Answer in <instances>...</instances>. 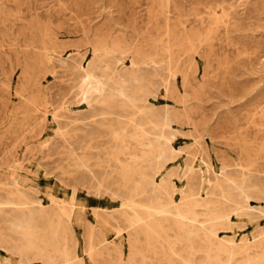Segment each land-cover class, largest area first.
<instances>
[{"label": "rangeland", "instance_id": "1", "mask_svg": "<svg viewBox=\"0 0 264 264\" xmlns=\"http://www.w3.org/2000/svg\"><path fill=\"white\" fill-rule=\"evenodd\" d=\"M0 201V264H264V0H0Z\"/></svg>", "mask_w": 264, "mask_h": 264}, {"label": "bare ground", "instance_id": "2", "mask_svg": "<svg viewBox=\"0 0 264 264\" xmlns=\"http://www.w3.org/2000/svg\"><path fill=\"white\" fill-rule=\"evenodd\" d=\"M165 17V16H164ZM167 17V16H166ZM164 19V18H163ZM168 20H170V19H168ZM198 21V20H197ZM170 22V21H169ZM169 22H167V23H169ZM216 27V26H215ZM168 29V28H167ZM168 31V30H167ZM169 47V46H168ZM169 54V53H168ZM119 57V56H118ZM171 70V69H170ZM169 70V71H170ZM161 72V71H160ZM156 73V72H155ZM87 76V75H86ZM88 77V76H87ZM90 77V76H89ZM96 80V79H95ZM84 81H86L85 83H87L88 84V80L86 79V80H84ZM92 83V82H91ZM91 83H90V85H91ZM96 83H98V87L99 88H104V89H106V87H107V83L106 82H104V81H102V80H99V79H97V82ZM83 85H85V84H82V86ZM87 86V85H86ZM132 88V87H131ZM83 89V88H82ZM87 89V88H86ZM104 89H103V91H104ZM89 91V90H88ZM107 91V90H106ZM101 93H103V92H101ZM123 94V93H122ZM95 95V94H94ZM94 95H92V96H94ZM91 96V97H92ZM120 96H123V95H120ZM97 97V96H96ZM125 97V96H124ZM118 100V99H117ZM128 100V99H127ZM121 101V100H120ZM90 102V101H89ZM92 102V101H91ZM129 102V101H128ZM106 103V102H105ZM130 103V102H129ZM113 105V104H112ZM129 105V104H128ZM109 106V105H108ZM132 106V105H131ZM113 109H114V107H113ZM166 115H167V113H166ZM168 118V117H167ZM166 118V119H167ZM166 121V120H165ZM168 122V121H167ZM134 170V169H133ZM242 170V169H241ZM134 173V172H133ZM244 173V172H243ZM248 173V172H247ZM245 175V174H244ZM131 176H133L132 174H131ZM242 177V176H241ZM250 179V178H249ZM195 180V179H194ZM30 181V180H29ZM231 182V181H230ZM13 183H15V184H17L19 187H22V185L23 184H25V185H41V187L43 188V190L46 192V193H50L52 190H53V186H54V184L51 186V187H49V186H47V185H42V184H40V183H38V182H36L35 184L34 183H31V184H28L27 182H26V179L24 178V177H22L21 176V174L20 173H18L15 177H14V180H13ZM124 183V182H123ZM122 183V184H123ZM196 183V182H195ZM141 184V183H140ZM233 184V183H232ZM133 185V184H132ZM139 185V184H138ZM144 185V184H143ZM136 188H134V190H135ZM221 189V188H220ZM235 189H237V188H235ZM256 189V188H255ZM254 190V189H253ZM16 191V190H15ZM252 191V190H251ZM12 192V191H11ZM131 192V191H130ZM140 192H142L141 190H140ZM149 192H150V190H149ZM148 191H147V193H149ZM152 192V191H151ZM237 192V191H236ZM235 192V193H236ZM20 193V192H19ZM18 192H17V194H19ZM144 193V192H143ZM12 194V193H11ZM141 194V193H140ZM240 194V193H239ZM251 194H252V192H251ZM20 195V194H19ZM22 195V194H21ZM152 195H154V194H152ZM149 196V198H147V200L148 201H153V199H154V197L153 196ZM245 195V194H244ZM8 196V195H7ZM30 196V195H29ZM246 196V195H245ZM147 197V196H146ZM12 198V197H11ZM144 198V197H143ZM241 198V197H240ZM242 198H244V197H242ZM246 198V200H247V196L245 197ZM42 199H44V200H46V199H50V200H54V201H59L60 203H62L64 206H63V208L67 211V214H68V216H69V218H70V220H69V224H70V226H72V222H73V220H75L76 218H77V216H76V214H77V212H78V210H73V209H71L70 207H69V205L67 204V203H65V201L64 200H60V199H57L56 197H54V196H52V195H46V196H44V198L42 197ZM210 199V198H209ZM3 200V199H2ZM6 200V199H5ZM10 200V199H9ZM230 200H231V198H230ZM32 201V200H31ZM173 201V200H172ZM1 202V201H0ZM3 202V201H2ZM7 203H8V201H6ZM12 202H14V201H12ZM226 202V201H225ZM249 202V201H248ZM5 203V202H4ZM9 203H11L10 201H9ZM38 203V202H37ZM36 203V204H37ZM149 203V202H148ZM165 203V202H164ZM238 203V202H237ZM150 204V203H149ZM230 204V203H229ZM239 204V203H238ZM37 205H39V204H37ZM233 205V204H232ZM5 205H3V207H4ZM9 206V205H8ZM34 206V205H33ZM151 206H152V203H151ZM150 206V207H151ZM2 207V208H3ZM14 207V206H13ZM13 207H12V209H13ZM35 207V206H34ZM37 207H39V206H37ZM42 207V206H41ZM40 207V208H41ZM229 207V206H228ZM232 207V206H231ZM230 207V208H231ZM240 208V207H239ZM4 209V208H3ZM14 209H16V208H14ZM131 209V208H130ZM229 209V208H228ZM51 210V209H50ZM13 211V210H12ZM17 211V210H16ZM15 211V212H16ZM26 211V210H25ZM24 211V212H25ZM129 211V210H128ZM157 211V210H156ZM29 212V211H28ZM33 212V211H32ZM37 212H38V210H37ZM49 212V211H48ZM131 212V211H130ZM133 212V211H132ZM157 212H161V211H157ZM163 212H168V211H163ZM173 212V211H172ZM13 213V212H12ZM43 213H45V211L43 212ZM53 213V212H52ZM162 213V212H161ZM211 213V212H210ZM238 213H239V211H238ZM15 214V213H14ZM17 214V213H16ZM131 214V213H130ZM209 214V213H208ZM242 214V213H241ZM37 215V214H36ZM35 215V216H36ZM45 215V214H44ZM53 215V214H52ZM136 215V214H135ZM164 215V214H163ZM167 215V214H166ZM168 216V215H167ZM42 217H43V215H42ZM121 217V216H120ZM159 217V226L162 228V230H165V226H169V227H173L174 228V231L177 229V231H179V228L180 229H182V224L179 222V221H177V222H175V224L173 223V220H171V219H168V218H165V217H161V215H159L158 216ZM173 217V216H172ZM51 218V217H50ZM21 219V218H20ZM124 219V218H123ZM122 219V220H123ZM210 219V218H209ZM214 219V218H213ZM44 220H45V218H44ZM40 221V220H39ZM38 221V222H39ZM46 221V220H45ZM25 222V221H24ZM37 222V223H38ZM47 222V221H46ZM26 223V222H25ZM146 223V222H145ZM29 223H27V225H28ZM48 224V223H47ZM142 225H143V223H142ZM35 226V225H34ZM42 226V225H41ZM18 227V226H17ZM40 227V226H39ZM46 227V226H45ZM146 227V226H145ZM126 228V227H125ZM148 228V227H147ZM72 229V228H71ZM131 229H132V227H131ZM131 229L129 230V231H131ZM19 230V229H18ZM24 230V229H23ZM133 230V229H132ZM182 230H184V229H182ZM29 231H31V230H29ZM152 231H154V230H152ZM157 231V230H156ZM32 232V231H31ZM126 232H128V231H126ZM155 232V231H154ZM134 233V232H133ZM126 234H128V233H126ZM136 234V233H135ZM164 234V233H163ZM174 234V233H173ZM158 235V234H157ZM189 235V234H188ZM136 236V235H135ZM143 236V235H142ZM145 236V235H144ZM138 238V237H137ZM145 238V237H144ZM143 238V239H144ZM160 238V237H159ZM164 238V237H163ZM180 238V237H179ZM181 239V238H180ZM142 240V239H141ZM167 240V239H166ZM65 241V240H64ZM163 243H165L164 241H162ZM171 243V242H170ZM168 245V244H167ZM61 246H63V245H61ZM64 247V246H63ZM149 248V247H148ZM61 249H63V248H61ZM72 261V260H71Z\"/></svg>", "mask_w": 264, "mask_h": 264}]
</instances>
